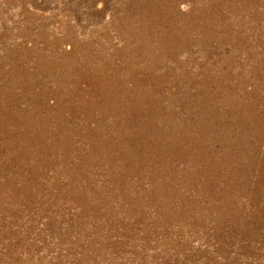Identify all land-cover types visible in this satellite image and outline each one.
<instances>
[{"label":"rangeland","instance_id":"1","mask_svg":"<svg viewBox=\"0 0 264 264\" xmlns=\"http://www.w3.org/2000/svg\"><path fill=\"white\" fill-rule=\"evenodd\" d=\"M0 264H264V0H0Z\"/></svg>","mask_w":264,"mask_h":264}]
</instances>
